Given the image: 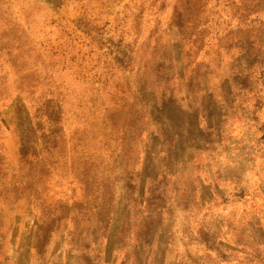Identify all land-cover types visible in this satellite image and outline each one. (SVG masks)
Segmentation results:
<instances>
[{
    "label": "rangeland",
    "instance_id": "1",
    "mask_svg": "<svg viewBox=\"0 0 264 264\" xmlns=\"http://www.w3.org/2000/svg\"><path fill=\"white\" fill-rule=\"evenodd\" d=\"M0 264H264V0H0Z\"/></svg>",
    "mask_w": 264,
    "mask_h": 264
}]
</instances>
